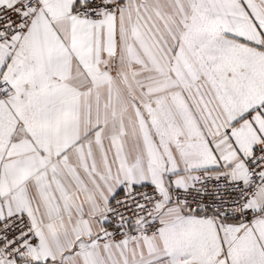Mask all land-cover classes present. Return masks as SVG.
I'll return each instance as SVG.
<instances>
[{
  "label": "snow or ice",
  "instance_id": "snow-or-ice-1",
  "mask_svg": "<svg viewBox=\"0 0 264 264\" xmlns=\"http://www.w3.org/2000/svg\"><path fill=\"white\" fill-rule=\"evenodd\" d=\"M0 264H264V0H0Z\"/></svg>",
  "mask_w": 264,
  "mask_h": 264
}]
</instances>
